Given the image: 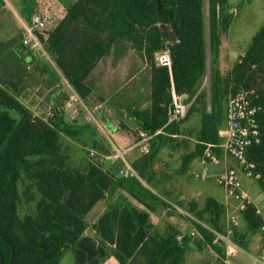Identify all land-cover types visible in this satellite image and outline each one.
<instances>
[{
    "label": "trees",
    "instance_id": "16d2710c",
    "mask_svg": "<svg viewBox=\"0 0 264 264\" xmlns=\"http://www.w3.org/2000/svg\"><path fill=\"white\" fill-rule=\"evenodd\" d=\"M159 3L173 12L168 25L157 20ZM231 19L229 0H209V45L215 64ZM38 35L59 81H67L84 103L93 97L91 73L113 47L122 42L135 50L151 68L150 106L131 110L149 136V152L132 163L128 177L120 174L125 166L110 169L98 161L71 166L64 138L74 139L84 128L66 122L56 107L52 116H35L16 98L19 85L28 82L33 51L21 45V37L19 47L10 50L0 43V264H60L67 249L74 252L75 264H102L109 248L119 264H185L188 251L207 246L220 253L222 243L214 244L215 235L207 227L219 229L225 206L213 197L202 209L191 203V213L209 224H196L202 239L194 242L184 236L179 241V230L170 227L166 235L157 230L151 217L154 205H167L157 194L153 166L161 149L181 134V122H170L174 93L187 95L191 102L186 119L201 106V128L194 151L183 158L185 171L207 148L220 154L229 97L253 92L260 108L261 141L247 156L257 166L264 193V26L228 74L218 68L211 73L210 112L204 107L207 93H198L208 64L205 0H76L52 29ZM160 53L169 54L170 68L159 65ZM102 201L108 204L93 226L97 238L89 237L86 217ZM24 202L35 203V209L21 216ZM242 222L244 230H235L232 240L243 250L247 237L263 233L264 220L249 206Z\"/></svg>",
    "mask_w": 264,
    "mask_h": 264
},
{
    "label": "rangeland",
    "instance_id": "374dc122",
    "mask_svg": "<svg viewBox=\"0 0 264 264\" xmlns=\"http://www.w3.org/2000/svg\"><path fill=\"white\" fill-rule=\"evenodd\" d=\"M75 1L76 0H8L2 2L5 7L6 15L0 19V43L8 47L9 50L19 47L18 40H20V37L22 36L24 24L29 23L31 16L39 6H47L51 10L55 26L57 20L62 19L66 9ZM205 6L206 32L208 40V74L201 86L202 90L208 95L207 101L204 100V107L207 109V112H210L211 73L220 67V63L218 62V64H215L212 62L214 52H211L209 45V0H205ZM12 7L14 9H12ZM229 14H231L232 17L227 32L229 44L234 47L237 46L245 49V47L250 44L253 36L264 26V0H229ZM164 30L166 33L168 28L164 27ZM44 52L45 53H33L34 64L33 66L29 65L26 74L28 82L19 85V90L14 93L16 98L35 116L47 118L49 110L51 111V109L56 107L60 113L65 114L66 112V119H69L72 122H87L88 125H94L98 130L99 125L101 127H103V125L95 115L96 109L101 108L107 115L115 116L117 114H115L116 112L113 111V108H116V105H123L125 107L130 104L131 100L126 101L124 99H118L122 92L116 97L105 100L101 99L96 92L93 97L85 102L87 110L84 109V105L81 104L82 100L66 87L64 80L59 81L57 77V69L52 56L45 49ZM232 65L233 62L226 59L225 62H222L221 68L224 71H227V68ZM225 73L223 74L225 75ZM92 78L93 79H91L89 83L91 86L97 81L96 77ZM134 86L135 83L129 84L127 91H131ZM57 92H61L62 96L57 97ZM196 107L198 109L195 111V113L197 112L195 117H190L194 113L193 112L186 120L181 122L180 128L182 130V137L177 139L179 142L177 146H173V143L166 144L157 155L156 162L153 166V170L156 173L154 184L158 188L157 192L177 206V208L171 206L169 210L168 208L166 210L167 206L164 207L161 203H155L154 205L155 210L151 213L152 219L156 223L157 230L163 235H166V232L170 227L179 230L183 234H187L190 230H197L196 224L204 226L209 225L191 213L190 208L193 201L197 202L199 208L202 209L205 206L206 199L208 197H214L225 206V213L222 215L218 224L219 229H214L220 234H226L228 232L226 214L227 211L234 210V205H231L230 202L227 203L226 199H224L226 196L224 188L219 186L214 179L216 174L221 173L226 168L234 165L233 161L226 156L222 149H220V154L217 155L221 159L220 165L212 168V178L205 181H199L193 177L194 172L199 168L198 160H194V162L192 161L190 167H187L185 171H181L185 154L190 153V151H193L195 148V136L198 127L197 123L202 119L200 111L201 106L197 104ZM75 110H80L79 116L74 115V117H77L78 119H75L72 115ZM11 114L13 115L14 113L11 112ZM225 127L226 123L223 130ZM195 128L196 131L194 130ZM98 131H100V129ZM104 131L106 132L105 129ZM86 137H83V142L81 143L75 141L72 143L68 140L63 142L64 151L70 157V165H80L79 167H82L81 164H87L90 161L97 162V159H95L96 156H92L91 153L97 152L96 149L98 148L94 147V145H86ZM221 139L223 142L222 136ZM119 151L124 154L122 150ZM243 187L248 188L250 191L260 190L257 183L249 184L246 180H243ZM117 195L118 193L115 194L114 198ZM130 200L133 204L142 208V206L136 201L133 199ZM102 205L103 203H99L86 217V235L89 237L97 238L93 230V226L96 223L94 217L98 214ZM34 209L35 203L27 204L24 202L20 205V215L25 216L26 214L32 213ZM243 230L244 224L242 222L241 226L236 231ZM255 235L247 237L246 242L248 247L246 249L243 248L241 251H237L235 256L228 257L226 248L223 244L220 247V253L211 251L207 246L202 251L197 249H191L188 251L185 264H260L257 259L264 251V238L261 236L254 237ZM258 239L260 241L257 242ZM195 240L193 241L196 242ZM243 251H245L246 254L243 253ZM113 260L117 259L113 252V248H109L108 258L102 264H112ZM75 261V254L70 249L65 250L60 258V264H75Z\"/></svg>",
    "mask_w": 264,
    "mask_h": 264
},
{
    "label": "crops",
    "instance_id": "0c3cea01",
    "mask_svg": "<svg viewBox=\"0 0 264 264\" xmlns=\"http://www.w3.org/2000/svg\"><path fill=\"white\" fill-rule=\"evenodd\" d=\"M12 9L14 8L12 7ZM18 9H19V6H18ZM5 15L3 17H5ZM166 35L168 37L171 36V33L169 30L166 32ZM247 47H245V49L242 47L241 48L237 47V46L234 47L231 44H229L227 33L225 36H223L222 45L220 48V54L217 59V64L218 62L220 63L219 65L220 67L218 69L221 71L222 74L226 72L225 73L226 75L231 71L233 66L237 62H239L241 57L244 56ZM162 54L164 53H160L159 55H157V59H159L160 55ZM226 59H228L229 61H232L233 65L229 66V68H227L228 70L226 69L227 71H224L221 68L222 67L221 65H222V62L223 61L225 62ZM36 70H39V69H36ZM207 70H208V64H207ZM92 77H96L97 79V81L95 82V84H93V86L90 85L93 95L97 92L100 98L105 100V99H111L113 97H116L118 96L119 93L122 92L120 94V97H118V99L120 100L124 99L126 101L131 100V102L129 105L125 107L123 105H116V108H113L114 110L112 109L114 112H116L115 114H117L115 116L107 115L106 112L102 110L101 108L96 109L95 115L97 116L100 123L103 125V127H101L98 124L100 131H98L99 129L97 130L94 125H88L87 122H84V123H81L79 121L72 122L71 120L65 118L66 122L72 125H75V126L83 127L84 131L80 136L74 139L64 138V141L68 140V141H71L72 143L73 141L81 143L83 142V137L87 136L86 137L87 140L86 141L84 140L85 144L94 145V147L98 148L96 149L97 152H94L96 153L95 159H97L98 162L102 163L104 167L110 168V169L116 166H119L121 168L124 166L131 167L132 163L142 154L141 149H140L139 135L141 132H143L139 124H137L135 120L132 118L131 110L132 108L136 110H142L150 106L151 92H152L151 68L145 61H143L138 56L135 50L131 49L126 43L120 42L113 47V49L111 50L108 56L104 57L97 64V66L95 67V69L93 70V72L91 73L88 79V84L90 83L91 79H93ZM131 83H135V86L131 91H127L129 88L128 85ZM115 84L117 87L115 86ZM202 91L203 90L201 86L198 93ZM60 96H62V93L57 92V97H60ZM183 99L188 105H191V102H187L188 101L187 95H184ZM196 113L194 112L192 116L190 117L191 118L195 117ZM72 115L74 117V113H72ZM74 118L78 119L77 117H74ZM201 123H202V119L199 121V123H197L198 124L197 132L201 128ZM104 129L106 130V132L104 131ZM194 130L196 131V128ZM180 137H182V130H181V134L174 136L175 141L173 142V146H177V144L179 143L177 139ZM118 150H122L124 152V160L118 159L116 157ZM190 152H192V150ZM66 156L68 157V160L70 163L69 155L66 154ZM201 157H199L198 159H195V161L197 160L199 161V168H200L199 159ZM191 164L192 162L189 163L188 167H190ZM84 165H86V163L81 164L82 167ZM182 165H183V162H182ZM79 166L74 165L73 167H79ZM181 171H182V168H181ZM212 177L213 176H211L210 178ZM243 180H246L247 182H249V184L257 183L259 185V181H251V180L249 181L246 178H243ZM244 189L248 191L251 197V200H252L251 206L257 209V212L262 216L264 220V193L261 187H260V190H253V191H250L248 188H244ZM157 194L160 196V198H162L163 202L167 205L166 210L167 208L169 210L171 206L177 208V206L171 203V201L164 198L158 192ZM224 199H226L227 203L230 202L231 205L232 204L234 205V203L228 200L226 196ZM99 203H103V205L101 209L99 210L98 214L94 217L95 222L99 219V217L105 212L107 208V201H102ZM151 217H152V214H151ZM154 224L156 225L155 222ZM256 236H261L262 238H264V232L259 233L258 235H255L254 237ZM255 241H256V238H255ZM258 241L260 240L258 239L257 242ZM243 253H245V251H243ZM112 264H119V263L117 262V260H113Z\"/></svg>",
    "mask_w": 264,
    "mask_h": 264
},
{
    "label": "built area",
    "instance_id": "2783aa9c",
    "mask_svg": "<svg viewBox=\"0 0 264 264\" xmlns=\"http://www.w3.org/2000/svg\"><path fill=\"white\" fill-rule=\"evenodd\" d=\"M6 1L0 0V19L5 15V7L2 2ZM53 27L54 17L52 16L51 10L47 6H40L31 16L29 23L24 24V30L20 40L21 45L25 48H30L34 51L33 53H45L44 45L38 33L46 32ZM158 63L161 66L170 68L172 62L169 54L164 53L160 55ZM65 84L67 88L75 93L67 81H65ZM77 97L79 96L77 95ZM183 97L184 95L174 93L170 122L179 123L186 119L190 105L185 102ZM81 104L86 109L83 101ZM259 111L260 108L254 104L253 92L242 91L236 95H231L226 110V127L220 131L223 142L218 147L233 161L234 165L216 174L214 179L219 186L224 188L226 198L234 203V210L227 211L228 232L226 234H220L209 227L207 228L215 235L214 244L221 242L225 246L228 257L235 256L237 251L242 250L233 242L232 235L242 224V213L252 205L251 197L243 187V178L254 181L261 179V175L256 172V164L250 161L247 156L248 149L252 145L259 144L261 141L259 122L257 119ZM74 115L79 116L80 110H75ZM48 116H52V109L51 111L49 110ZM140 137L141 152L142 154H146L149 152V136L143 131L140 133ZM91 155L95 156L96 153L92 152ZM116 157L124 160V154L119 150L117 151ZM220 162V157L214 154L210 148H207L200 158V168L194 172V178L199 181L207 180L213 176L211 174L212 168L218 167ZM131 173H133L131 167H125L120 170V174L124 177H128ZM184 236L192 240L196 238L202 239L200 233L195 229L190 230L187 234H182L178 237V240H182ZM209 249L214 251L210 247ZM257 261L260 264H264V251Z\"/></svg>",
    "mask_w": 264,
    "mask_h": 264
},
{
    "label": "water",
    "instance_id": "95a60500",
    "mask_svg": "<svg viewBox=\"0 0 264 264\" xmlns=\"http://www.w3.org/2000/svg\"><path fill=\"white\" fill-rule=\"evenodd\" d=\"M173 18V12L165 8L161 3L157 7V20L161 25H168Z\"/></svg>",
    "mask_w": 264,
    "mask_h": 264
}]
</instances>
